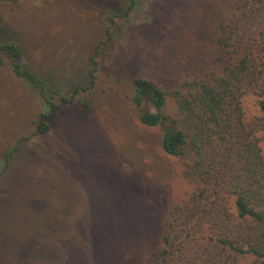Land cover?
Wrapping results in <instances>:
<instances>
[{
	"label": "rangeland",
	"instance_id": "374dc122",
	"mask_svg": "<svg viewBox=\"0 0 264 264\" xmlns=\"http://www.w3.org/2000/svg\"><path fill=\"white\" fill-rule=\"evenodd\" d=\"M237 1L0 0V41L20 46L60 105L39 133L44 101L9 59L0 66V264H148L194 189L192 158L164 150V125L141 122L153 108L134 103L133 80L163 89L176 117L173 92L214 69L219 25ZM243 108L263 123L257 96ZM260 263L245 254L235 264Z\"/></svg>",
	"mask_w": 264,
	"mask_h": 264
},
{
	"label": "trees",
	"instance_id": "16d2710c",
	"mask_svg": "<svg viewBox=\"0 0 264 264\" xmlns=\"http://www.w3.org/2000/svg\"><path fill=\"white\" fill-rule=\"evenodd\" d=\"M212 56V71L186 79L173 92L176 117L164 112L163 89L146 78L133 80L134 103L153 108L140 113L141 122L164 125V150L192 158L185 173L194 189L169 213L163 247L151 252L148 264H235L245 254L264 264V151L258 135L264 121L248 122L243 108L251 93L264 113V0L237 1L233 20L219 25ZM8 59L13 73L44 101L48 112L40 114L37 131L46 133L48 115L60 106L58 91L24 63L17 43L0 41V66ZM79 90L61 103H73Z\"/></svg>",
	"mask_w": 264,
	"mask_h": 264
}]
</instances>
